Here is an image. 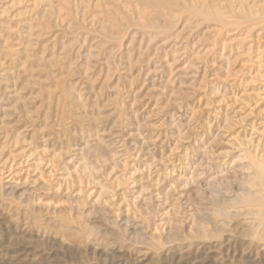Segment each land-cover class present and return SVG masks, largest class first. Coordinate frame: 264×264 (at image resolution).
<instances>
[{"label":"rangeland","instance_id":"rangeland-1","mask_svg":"<svg viewBox=\"0 0 264 264\" xmlns=\"http://www.w3.org/2000/svg\"><path fill=\"white\" fill-rule=\"evenodd\" d=\"M263 150L264 0H0V264H264Z\"/></svg>","mask_w":264,"mask_h":264},{"label":"bare ground","instance_id":"bare-ground-1","mask_svg":"<svg viewBox=\"0 0 264 264\" xmlns=\"http://www.w3.org/2000/svg\"><path fill=\"white\" fill-rule=\"evenodd\" d=\"M222 51V50H221ZM187 72V71H186ZM188 77V76H187ZM245 137V136H244ZM86 145H88V144H86ZM259 148V147H258ZM264 151V150H263ZM261 152V151H260ZM264 153V152H263ZM259 155V154H258ZM261 155V154H260ZM264 155V154H263ZM262 156H260V158H261ZM264 157V156H263ZM259 158V159H260ZM262 160H264V159H262ZM264 163V162H263ZM261 165V164H260ZM261 167H262V165H261ZM205 169V168H204ZM244 169V168H243ZM247 169V168H246ZM257 170V169H256ZM202 172H204V171H202ZM206 172V171H205ZM201 173V172H200ZM231 173V172H230ZM203 175V174H202ZM201 175V176H202ZM249 176H252L253 174L251 173V174H248ZM237 176H239V175H237ZM196 177H199L198 175H196ZM242 177V176H241ZM245 181V180H244ZM247 181H248V177H247ZM250 183V182H249ZM248 184V183H247ZM248 186V185H247ZM246 186V187H247ZM252 186V185H251ZM245 187V186H244ZM220 189V188H219ZM224 190V189H223ZM222 191V190H221ZM219 193V192H218ZM259 196V195H258ZM225 200V199H224ZM241 215V214H240ZM217 226V225H216ZM259 227V226H258Z\"/></svg>","mask_w":264,"mask_h":264}]
</instances>
